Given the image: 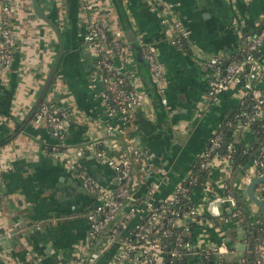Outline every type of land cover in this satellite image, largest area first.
Segmentation results:
<instances>
[{
	"label": "crops",
	"instance_id": "crops-1",
	"mask_svg": "<svg viewBox=\"0 0 264 264\" xmlns=\"http://www.w3.org/2000/svg\"><path fill=\"white\" fill-rule=\"evenodd\" d=\"M164 2L172 6L168 15H163L152 0L99 2V12L114 27L124 26L123 14L142 46L156 44L165 66L166 88L161 92L153 80L151 84L146 82L137 64L131 65L135 84L147 94V102L135 111L131 127L141 147L154 154L155 164L170 170L158 191L159 198L171 195L189 175L210 138L228 122L243 99L244 89L236 83L216 97L210 96L219 73L209 65V58L218 54L231 57L240 51L247 34L257 31L264 15V0ZM116 3L121 5L119 9ZM25 4L16 19L19 40L12 68L6 74L0 71V235L11 254V259H0V264H84L80 248L87 238L85 215L93 205L91 195L85 188L78 193L77 185L82 183L79 174L52 155L55 140L46 123L36 122L33 116L23 131L14 135L31 111L59 52L53 27L36 14L33 2L25 0ZM39 7L58 23L64 37L65 54L52 85L56 87L55 102L71 110L64 146L72 151L83 150L79 164L107 187L112 170L100 157L103 146L96 142L101 137L100 127L108 120V110L99 95L100 84L89 87L96 69L79 37L83 29L79 0H39ZM178 19L189 30L186 46L182 40L175 42L177 32L172 21ZM261 60L264 63V47ZM258 86L264 92V83ZM112 121L117 123V119ZM242 140L249 145L254 136L248 133ZM225 167L215 159L202 187L193 191L192 203L201 212L212 197L226 193V179L231 180L235 190H246L241 184L249 166L241 170L233 166L230 177ZM149 182L137 187L140 194ZM258 192L264 200V192ZM246 195V215L241 221L230 218L219 224L200 218L190 239L224 242L234 249L228 256L233 259L230 261L249 264L251 230L264 220ZM9 233L12 235L7 237ZM109 256L97 264H108ZM189 262L194 264L196 260Z\"/></svg>",
	"mask_w": 264,
	"mask_h": 264
},
{
	"label": "built area",
	"instance_id": "built-area-1",
	"mask_svg": "<svg viewBox=\"0 0 264 264\" xmlns=\"http://www.w3.org/2000/svg\"><path fill=\"white\" fill-rule=\"evenodd\" d=\"M152 1L163 15H168L171 11L172 6L164 0ZM99 2L100 0H79L83 22L79 37L96 69L89 87L93 89L100 84L99 95L108 110V120L100 127L101 137L96 144L103 146L100 157L105 158L112 170L110 185L103 186L96 176L79 164L78 159L83 156V150L72 151L64 146L71 110L67 105L55 102L56 87L49 88L34 114L36 122L46 123L52 130L55 140L52 155L64 160L72 173L79 174L83 188L91 195L93 205L87 210L90 230L84 246L80 248L84 264H97L109 254L108 264H187L188 254L201 256L203 261L200 264H211V261L213 264H235L228 258L234 253V249L226 243L190 239L200 218L219 224L227 223L230 218L237 221L243 219V210L235 195H215L202 212L191 199V191L193 193L201 183L200 173L207 171L215 159L223 167L231 166L228 171L229 177L231 176L233 152L236 151L234 142L229 141L224 153L221 152L227 140L224 129H221L222 125L195 162L198 164L197 169L193 166L189 175L175 187L171 195L162 198L157 196L162 182L168 179L170 170L163 164H155L154 154L141 147L139 137L133 132L132 118L135 111L147 102V94L133 80L131 65L136 64V61L126 30L122 25L114 27L107 16L99 12ZM25 8V0H0L1 73L6 74L12 68L19 40L16 19ZM172 23L177 32L175 42L189 36V30L181 20H173ZM245 40L239 56L218 54L208 60L209 65L219 73L217 82L209 91L211 97L228 90L231 82L244 89L241 104L247 102L249 109H241L236 115V119L244 120L237 125L238 132L247 130L256 118L264 117V92L258 86L259 82L264 83V63L261 56H256L264 47V15L257 31L248 34ZM142 47L151 78L159 90L164 92L165 66L160 61L158 47L154 43ZM226 60L228 65L224 67ZM113 119H117V123H113ZM224 124L232 126L234 121L229 120ZM246 165L249 168L246 169L241 184L245 185V189L255 175L264 173V147L238 169L241 170ZM150 176L155 178L148 180ZM146 181L150 182L140 194L137 187ZM2 183L0 168V186ZM261 190L264 192V183ZM238 191L242 197H247L246 190ZM185 199L192 204L185 206ZM185 218L188 221H184ZM256 230H251V234L257 235ZM10 235L12 234L9 233L7 237ZM252 240L253 264H264V236L259 234ZM0 259H11L9 250L4 246V236L1 235Z\"/></svg>",
	"mask_w": 264,
	"mask_h": 264
},
{
	"label": "water",
	"instance_id": "water-1",
	"mask_svg": "<svg viewBox=\"0 0 264 264\" xmlns=\"http://www.w3.org/2000/svg\"><path fill=\"white\" fill-rule=\"evenodd\" d=\"M119 3H121V2L119 1ZM33 6H34L36 14H38L39 17H41L44 21H46L48 24H50L53 27V29L55 30L57 37H58V40H59V52L57 54V57H56L53 65H52L50 71H49V74L46 78L44 86L41 89L39 96L36 99L31 111L29 112L28 116L26 117V120L24 121V123L21 124L20 129L18 131H16L14 135L22 132L24 125H26L29 121L32 120V118H33L34 114L36 113L38 107L40 106V104L44 100L46 93L48 92L49 88L51 87L52 81L56 75V72L60 66L61 60L65 54L64 37H63L62 31H61L58 23L52 17L47 16L41 10V8L39 7V0H33ZM120 7H121V5L119 6L117 4V8L119 9ZM121 17L124 21L123 27L126 30V35L130 41V46L132 48L134 58H135L137 66H138V71L145 78L146 82H148V84H151L150 82H152V78H151V74L149 71V65L143 56L142 45H141L140 41H138L137 33L133 29V27L130 26L128 18L126 16H123V14H121ZM182 42L184 43L185 46L187 45L186 38L182 39ZM256 56L260 57L261 52L256 53ZM227 65H228V60H226L224 62L223 66L226 67ZM231 134H232V131H229L227 133L228 139L223 144V149L221 151L222 153H224L225 149L227 148V146L229 144V141H230L229 138L231 137ZM225 169H226V171H230L231 166L227 165L225 167ZM262 183H264V173H260L258 175H255L251 179L250 183L248 184L246 191H247V194H248V197L250 198V200L259 208V210L262 214L263 220H264V200L256 192L257 187ZM78 189H79L78 193H80L83 190L82 183L77 185V190ZM77 190H74L75 191L74 193H76ZM252 246H253V243L250 244L249 249H252ZM187 258H188V262H189V260H192V259L196 260V262L194 264H200L203 261V258L201 256H193V255L188 254ZM248 260H249V264H253V257L251 254L249 255ZM210 263L213 264V261H211Z\"/></svg>",
	"mask_w": 264,
	"mask_h": 264
},
{
	"label": "trees",
	"instance_id": "trees-1",
	"mask_svg": "<svg viewBox=\"0 0 264 264\" xmlns=\"http://www.w3.org/2000/svg\"><path fill=\"white\" fill-rule=\"evenodd\" d=\"M241 51V50H240ZM240 51H236L233 55L234 56H239L240 55ZM57 73V72H56ZM56 76V75H55ZM55 83V77L52 81L51 86ZM245 110L248 111L249 107L247 102L240 104V106L238 107V109H236L234 111V113L232 115H230L229 120L234 121V125L232 126H226V124L223 123V126L221 129H224L225 132V136L228 139L227 133L229 131H232L231 137L229 138L231 142H234V145L236 147V151L233 152V158H232V162L234 165V169H238L240 165H244L245 162L249 161V159L258 154L260 152V150L264 147V117L263 118H256L255 120L252 121V123L249 125V128L247 130L238 132L237 131V125L243 123V118L240 119H236V115L239 113L240 110ZM33 119V118H32ZM228 120V121H229ZM31 121H29L30 123ZM251 133L254 136V140L252 144L246 145V141H243L242 138L244 135ZM239 138L238 141H236V139ZM244 150H247V152H244ZM228 151H226L225 154H227ZM198 164L195 163L194 164V168L195 170L197 169ZM208 178V170L207 171H202L200 173V179H201V183H204V180H206ZM226 184H227V190H226V194H232L235 195L237 197V201L239 206L241 207V209L243 210V217L244 215H246V208L244 206V198L242 197V194H240L237 190L234 189L233 184L231 183L230 179H226L225 180ZM199 184L197 188H201L202 184ZM191 195H192V191H191ZM192 203L188 202L187 199H185V206L191 205ZM257 229L256 233L257 235L252 234L251 236H253V239H256V237L259 236V234L264 236V222L261 225L256 226ZM235 264H238L237 261H234Z\"/></svg>",
	"mask_w": 264,
	"mask_h": 264
},
{
	"label": "rangeland",
	"instance_id": "rangeland-1",
	"mask_svg": "<svg viewBox=\"0 0 264 264\" xmlns=\"http://www.w3.org/2000/svg\"><path fill=\"white\" fill-rule=\"evenodd\" d=\"M234 84H235L234 82H231V84H230L231 87H233ZM238 140H239V138L236 139V141H238ZM262 186H263V183L260 184V185L257 187V189H256V192H257V193H259L258 191L261 189ZM229 259H230V260H233V259H231V258H229Z\"/></svg>",
	"mask_w": 264,
	"mask_h": 264
},
{
	"label": "flooded vegetation",
	"instance_id": "flooded-vegetation-1",
	"mask_svg": "<svg viewBox=\"0 0 264 264\" xmlns=\"http://www.w3.org/2000/svg\"><path fill=\"white\" fill-rule=\"evenodd\" d=\"M86 193L89 195V193L86 191ZM90 198H91V196H89ZM86 208H88V207H86ZM86 218H87V212H86ZM87 223H88V230H87V235H88V232H89V230H90V222L88 221V219H87Z\"/></svg>",
	"mask_w": 264,
	"mask_h": 264
}]
</instances>
